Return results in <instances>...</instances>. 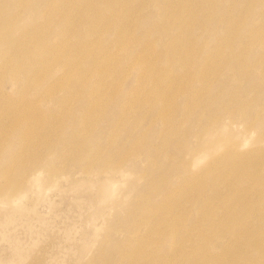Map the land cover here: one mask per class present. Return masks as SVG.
<instances>
[{
	"label": "rangeland",
	"instance_id": "1",
	"mask_svg": "<svg viewBox=\"0 0 264 264\" xmlns=\"http://www.w3.org/2000/svg\"><path fill=\"white\" fill-rule=\"evenodd\" d=\"M45 1L59 15L52 31L46 22L31 35L36 43L60 41L62 18L76 19L69 55L57 50L45 69L59 74L51 92L65 107L45 103L56 105L44 116L53 130L30 127L38 100L24 85L29 144L1 129L0 264H198L199 254L264 264L254 250L264 238V197H254L264 194V74L253 61L264 51V0ZM87 13L98 33L90 42L79 36ZM5 92L4 116L17 103ZM134 140L137 157L117 164ZM234 155L243 161L230 164Z\"/></svg>",
	"mask_w": 264,
	"mask_h": 264
},
{
	"label": "bare ground",
	"instance_id": "2",
	"mask_svg": "<svg viewBox=\"0 0 264 264\" xmlns=\"http://www.w3.org/2000/svg\"><path fill=\"white\" fill-rule=\"evenodd\" d=\"M29 1L30 3H28ZM113 1L115 0H109L107 2V6L111 7ZM86 4L88 5L87 7L88 10L92 11L94 6L90 5L88 1L86 2ZM25 14L27 15L24 16ZM56 14L59 15V13H57L56 11L55 5H50L45 0H0V75L6 74L8 77V78L5 77L1 78L0 81V86H2L3 89V90L1 89L0 91V97H1L0 106L2 104H6L5 101L6 98L3 97L4 95H7V92H5L6 86H9L17 93V97H16L17 103L13 104L16 110H14L11 115L7 114L4 116V114L0 113V133H1V129L4 126H6L10 130V132L8 133H13L15 136L16 133H18V138H19L18 143L22 147H24V143L29 144V139L31 134V130L24 134V107L27 104H32L33 101V99H27V98L24 100V85L30 84L34 87L35 90L31 94V96H33V98L38 100L36 105L32 104L33 109H30V112L27 114L25 118L26 124L30 125V127H32L33 125H38V123H41L40 127H43L46 124V127L49 126L48 128L50 130H53V122L49 123V121L46 118H44V116L45 114L49 117L53 115L54 112H56V105L55 107L53 105L45 106V103L48 102L55 103V100L60 99L57 101V105L65 107L64 97L60 98L59 95H56L54 92H51V87L55 89L56 84L58 83L59 74L55 72V70H49L47 75L45 69L48 68L50 64V58L53 60L57 50L62 49L66 53V55H69V50H71V47L67 46L69 41L65 42L66 40L65 36L67 37L69 33L72 31L71 29L73 28L76 19L75 17L70 20L67 17L62 18L64 27H62L61 29V34L64 35V37L58 42H53V43L46 42V44L43 45L42 40L36 43L35 41L37 39H32L31 36L33 34H36L37 32H42L44 26L46 25V22H47V27H49L48 31H52V27L54 26L52 25V23L56 17ZM87 16L90 20L85 18L82 20L79 36L81 40H84L87 37H89V42H90L92 36L97 35L98 33L96 32L97 28L94 30L95 27L93 26V21L96 23L95 20L96 18L91 19L90 18L91 16L88 13ZM24 17L25 19H28L30 17L36 18L37 22L33 26L24 29ZM67 25H68V29L66 27ZM248 33L249 31L246 34ZM27 36L30 37L31 40L25 42L24 38H26ZM262 45L263 42L259 46L262 47ZM72 49L75 52L79 51L78 42L75 45H73ZM262 52L263 54L254 57L253 61L260 67L261 70L260 73L264 74V51ZM64 61H65V69H67L71 64L72 66H75V62L73 60L65 59ZM231 65L232 64L229 62L226 65V67L229 70H231L232 69ZM59 69L62 71L61 68ZM240 70L238 75L244 77V75ZM203 74L204 73H202L201 76ZM156 80L159 82L160 79H156ZM242 94L250 96L252 100L253 96L247 91L246 93L240 92V95ZM24 101L26 103L25 105H24ZM42 102H44V107L39 106L40 103ZM79 109L82 110V108ZM19 111L22 112L18 113ZM245 113L247 114L248 110H246L244 113L241 112L243 118H246L248 116V115L246 116ZM7 118H12V119L5 120ZM261 123L264 124V121L262 119L260 120V124ZM89 127H90L89 123H87L86 121L82 122L83 129L86 130ZM168 127L171 126L168 125ZM3 137H6L5 134L3 135ZM140 145L141 144H139L138 141L134 140L133 149L129 152L127 151L123 152L122 158H120L118 155H115V154H120L119 151H115L107 155L106 158L104 159L108 160L106 163L110 165L111 161L115 159L114 157L117 156L120 159L116 163L122 164L127 159H133L134 157H137L138 153L140 152L139 151ZM197 151L198 149H194V153H196ZM118 158H116V160ZM80 160L83 165L91 164V161H88L87 157L80 156V159L78 157L75 158V161L80 162ZM239 161H243V160L240 157L234 155L232 156V159L229 163L235 165ZM146 162L147 164L153 163V156H151L149 152L146 158ZM82 169L87 171L89 169V166L83 167ZM255 194L256 195H254V197L257 200H259L261 196L264 197V194L259 195V192L257 191H255ZM147 217L143 220V223L141 222L140 224L141 228L143 227V224L146 225L148 220ZM261 223L264 224V219ZM157 231H159V229H157ZM244 232L245 230L244 231L239 230L237 231V234L239 236H242ZM246 235H247L246 241L244 240L243 243L248 244L249 234L246 233ZM172 236L175 237L176 235H172ZM201 239L204 238L201 237ZM259 242L262 243V245H259L258 244ZM263 244H264V238H260L257 242L254 243V250L260 256L264 255L262 248ZM217 246L220 247V249H223L224 244L217 243ZM112 248L113 250H115L116 247H112ZM131 252L134 257L141 258V254L139 252H135V251L134 252L131 251ZM169 253H172V251L168 252V254ZM195 257L198 258L192 260L199 259V261L196 262L198 264L215 263L213 260L209 259V257H206L204 254H199L198 256ZM145 259H156V257L153 258L150 256L149 258L147 257L141 258L142 261H145ZM223 261L228 262L229 264H236L234 261L230 259H223Z\"/></svg>",
	"mask_w": 264,
	"mask_h": 264
}]
</instances>
